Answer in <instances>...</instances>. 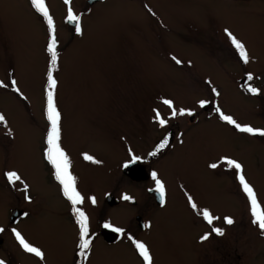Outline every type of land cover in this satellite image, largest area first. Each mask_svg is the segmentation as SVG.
Segmentation results:
<instances>
[{"label": "rangeland", "instance_id": "1", "mask_svg": "<svg viewBox=\"0 0 264 264\" xmlns=\"http://www.w3.org/2000/svg\"><path fill=\"white\" fill-rule=\"evenodd\" d=\"M45 5L57 41L52 75L57 82L54 102L61 117L60 139L74 160L76 188L90 207L88 229L94 241L83 264H144L127 235L136 238L133 214L137 207L129 204L131 200L112 207L102 191L118 197L130 192L135 201L139 198L141 213H151L143 189L154 182L136 183L119 169L122 156L118 153L122 147L131 149L136 138V109L146 113L150 105L163 106L154 97H168L172 102L168 110L187 112L205 99L242 126L261 123L264 0H103L93 4L70 0L68 5L64 0H45ZM69 7L80 17V34L66 23ZM225 30L244 44L248 63L215 59L223 55L215 53L214 47L230 42ZM49 38L47 22L31 0H0V83L7 85L0 87V114L7 122V127L0 125V224L8 222V208L20 201L17 189L4 186L5 180L9 184L5 173L14 171L31 189L33 182L35 190L26 189L31 199L42 198L18 226L45 252L48 262L63 264L70 238L61 227L63 217L54 222L50 207L62 208L64 203L48 183L38 157L40 141L46 137L42 114ZM249 74L255 78L258 94L248 95L239 86ZM12 80L18 92L13 91ZM209 117L183 127L181 137L152 162L168 194L167 204L156 210L140 232L152 264L186 263L199 234L193 225L196 211L202 210H208L217 223L231 214L237 217L220 238L221 264H246L250 259L251 264L264 263V259L256 260L259 253L254 247L250 251L256 226L252 222L250 230L246 214L250 204L238 180L240 174L245 177L264 210V149L260 141L250 144V136L234 125ZM148 121L147 138L154 128V122ZM150 142L141 139L140 150L146 151ZM85 154L93 160L84 159ZM226 159L238 162L241 171L230 167ZM213 164L217 167H210ZM223 165L233 170L234 180L221 171ZM109 215L124 227V236L113 245L103 242L99 233L100 220ZM213 244L204 246L200 260L214 261Z\"/></svg>", "mask_w": 264, "mask_h": 264}, {"label": "flooded vegetation", "instance_id": "2", "mask_svg": "<svg viewBox=\"0 0 264 264\" xmlns=\"http://www.w3.org/2000/svg\"><path fill=\"white\" fill-rule=\"evenodd\" d=\"M229 45H231L232 47H230ZM224 47L223 48H220L218 46L214 47L215 53L220 52L223 55V57H219V56L215 55V59H217L220 63L222 61L226 62L227 60H230V61L235 60L239 63L243 62L240 59L238 52L233 47L231 42H227V46H224ZM222 49H225L226 51L222 52ZM230 68L233 71L235 66H231ZM261 79L263 80L261 82L264 85V71H263V74H261ZM254 81H255L254 76H252L251 80H248L247 77H244L242 80H240L239 86L248 95L252 94L247 90L249 86L256 88L258 90V92H257V94H258L259 88L254 83ZM45 85L47 86V75H46ZM263 92H264V87L261 89V93H263ZM54 96H55V93H54ZM263 97L264 96H262V94H261V98H263ZM157 99H159L163 103L162 107L161 106L160 107H153L154 104L150 105V106H148V110L151 108V111L147 112L148 111L147 110L146 113H142L139 111L140 109H136V132H135L136 134L133 133L134 135H136V138L134 139L133 147L131 149H127V148L122 147V152L118 153V157L122 156V158L120 159V162H119V165H120L119 169L121 170V173L123 175H125L122 172L123 166L125 164L131 163V172L133 175H136V180H133L132 178H130L128 176V178L131 181H136V183H139V184L142 182H146V181L154 182V185L149 186V187L147 186L143 189V191L147 194V198H148L149 203L151 205V210H150L151 213H149V214L141 213L140 208H139V203H140L139 198L136 199V201H135L131 197L132 194L130 192L127 195L129 197H131V199H130L131 201L130 200H124L122 198L123 195L121 197H118V196H115L113 193L109 192V190H106V191H104V189L102 190L104 192L103 193V199L105 201H106V195L107 194H112L118 200V202L116 204L112 205V207L115 206V208H118L121 204H124L123 202L126 203L129 201H130L129 204H132L133 206L137 207L136 213L133 214V219L137 223L136 238H134V235L133 236H131V234H127V235L129 238L131 237L132 241L142 242L146 247H148L146 242L140 240V239H142L140 237V232L144 231L146 229L145 225H148L149 220L151 219V216L156 212V210L163 208L167 204V196H168L167 191L165 189L166 188L165 182L157 174V171L154 168V166L152 165V162H154L167 149H169V147L171 146V143L174 140L179 139L181 137L182 130L184 129L183 127L187 128V127L195 124L196 122H198L202 118H206V117L211 118L209 116L214 117L218 121L221 119L220 114L216 111V109L219 108L218 105L209 101V100H205V99L201 100V101H204L206 104V105H204V107L200 106V102H201L200 101L199 104L195 108L191 109L190 111L185 112L184 115H178L177 114L176 116H172V111L168 110L169 107L164 103L165 100H169L168 97H165V98L154 97L153 101H155V100L157 101ZM46 103H47V97L45 96V100H44L45 108L43 109L44 112L42 115H44L46 127L44 128V130H42V132H44L46 134V137H47V132L49 129V122L46 119ZM211 103L213 105H211ZM161 108H163V110H161ZM157 112H159L161 117L166 121V124L164 126H161L158 123V121L156 120V113ZM188 112H191L192 114L188 115L187 114ZM210 113H212V114H210ZM261 116H262L263 121L261 123H258V125H254L252 128L264 131V115H263V112H261ZM137 117H140L138 122H137ZM148 118H149L148 122H154L153 123L154 128L158 129L156 131L153 128L152 129L153 134H148L149 138L146 137L147 128L145 126ZM60 119H61V117H60ZM181 122H183V124H184L183 126H181V124H180ZM47 125H48V127H47ZM234 129H236V128L234 127ZM123 132L121 131V135ZM247 134H248V136H250V138H249V141L251 142L250 144L255 146L256 142H254V141H257V142L260 141L261 143L259 142L260 144H258V145L264 149V136H260L258 134L253 135L251 133H247ZM46 137H44L40 141L41 147L38 150V153H39L38 157L41 161V165H42V168L45 172V175L48 177V179H47L48 183L53 185V187L55 188L56 195L58 197H60L64 203V206L62 208L58 207L55 204H53V207H50L51 211H52V216L55 219V220L53 219L54 222H56L57 218L60 219L63 217L62 218L63 220H61V227H62V229L65 230L64 235L68 236L70 238L69 243L71 245V248H70L69 256L63 264H83V263L87 262L86 259H88V257L91 255L92 244H93L94 238H93L92 234H90V232H89V236L87 238L90 239V241H91L90 247H89V249L86 250L85 255H83V256L80 255L79 249H78L79 226L76 222V218H75V214H74L73 209H72V205H71L70 201H68L67 198L63 195L62 190H61V185L59 184V182L55 178V174H54L55 170H54L53 166L45 158V151L47 148ZM144 138H146L147 141L148 140L151 141L149 146H148V149L146 151L140 150L141 147L139 145L140 140L144 139ZM165 139H167V145L163 149H161L159 152H157L155 156L150 155L151 152L156 151L157 146ZM59 144H60V147L65 152V154L68 158L69 171H70L71 175L73 176V166H74L73 162H74V160L71 158L70 153H68L66 151V149H65L66 147L63 144L61 139L59 140ZM133 156L138 157V159L135 162H133V160H132ZM261 158L264 159V155ZM221 171L223 173H226V175L228 177L229 176L232 177V179L234 180V174L232 173V171H233L232 169H228L226 165H223V169ZM38 172H39V169H38ZM153 172H155L157 174V179H159L162 182V184L164 185V203L163 204H161V202H160L159 193L155 191L156 184L152 178ZM33 180H36V179L33 178ZM25 185L27 186V189H31L29 184L26 181L24 183L23 181L19 180V181H16L14 184H11V183L7 184V182L5 180L4 186H6L7 188H10V189H17L20 201H17L14 204V206H12L11 208L8 206L9 207L8 208V217H7L8 222H4V223L0 224V229H4V231L0 232V260L5 261V264H54L53 262L47 261V259L45 257V252L39 246H36L32 241L28 240L26 235L22 232V228L18 226L20 221H22L25 217H27V215L29 214V211H30V214L34 213V211H32V210H35V209L32 206L39 203L40 199H42L39 197H38V199H39L38 201L33 200L34 198L31 199L28 195L29 194L28 190H25ZM101 185L102 184H100L99 186H101ZM32 186H33V189H31V190L34 191L35 189H34L33 182H32ZM102 187H100V188L102 189ZM97 188H98V186H96V189ZM39 192H41V191H39ZM95 192L91 193V194H95ZM26 197H28V198L26 199ZM101 197L102 196L100 195V198ZM77 207H79L82 211L85 212L86 216L88 217V221H89L90 220V217H89L90 207L87 206L84 202L81 205H77ZM147 207H148V205L146 203L144 210ZM246 211H247L246 214L248 215V217L251 221L250 222V224H251L250 230H251L253 217L251 215L250 208ZM229 218H231L233 220L232 224H226L225 219H224L223 221H219L218 223L213 220V223L210 225L209 223H207V221L204 220L202 213L196 211V218L194 220L193 225L198 228L199 234L196 236L197 239H196L195 245L188 251V259L186 260L185 264H197V262L199 264H221V261L219 260L220 238L223 235L215 234L212 231V229L215 227V228H220L223 231L225 228H227V227L229 228L230 226H232L236 222L237 217L234 214H231L229 216ZM64 221H66V222H64ZM114 221L115 220L109 215V216H106L103 219H101L100 224H99V233H101V230H102L103 225L105 223H108V224L112 225L113 227L122 229V232H119V236L111 243H107L104 240V238L101 237L103 242H105L106 244H109V245L115 244L122 236H124V231H123L124 227H122L118 223H115L116 221L115 222ZM200 222L204 223V224L202 225ZM196 223L198 225H196ZM179 224L180 223L178 222L177 225H179ZM255 226H256L255 234H254L255 238L253 240L256 244L253 242V240H251V244H250V246L249 245L248 246L250 247V251L253 249V247L255 248V250L258 251L259 256L256 257V260L262 261V259H264V244H260V241L264 238V233L261 232V230L259 229V227L256 224H255ZM13 229L18 231L22 235V237L26 240V242H28L29 244H31L32 246H34L36 248H39L43 253V259L35 256L32 253H28V252L24 251L20 247L18 241L16 240V238L13 234ZM56 230H57V228H56ZM70 231H73V232L71 233ZM205 234H208V239L201 241V237L204 236ZM55 236L57 237V235H55ZM212 243H215L212 245V248H213V252H215L217 255H216L214 261H211L209 263H205L203 259L200 260L203 256L202 252H203L204 246L205 245L208 246ZM252 243L254 244V246L252 245ZM3 248H4V250H3ZM136 253L139 255L137 250H136ZM229 259L231 260V257H229ZM230 260H229V262H230ZM251 260L252 259H250V261H248L246 264H251V262H252Z\"/></svg>", "mask_w": 264, "mask_h": 264}, {"label": "snow or ice", "instance_id": "3", "mask_svg": "<svg viewBox=\"0 0 264 264\" xmlns=\"http://www.w3.org/2000/svg\"><path fill=\"white\" fill-rule=\"evenodd\" d=\"M64 3L68 5L70 3V0H64ZM32 6L36 9L37 12H39L44 19L47 22V26L49 29V41L47 44V51L50 54V63H49V71L47 74V89H46V97H47V105H46V119L49 122V129L47 132L46 137V144L47 148L45 151V158L47 161L53 166L54 168V174L56 180L61 185V190L63 195L67 198L68 201H70L72 205L73 212L75 214L76 222L79 226V254L85 255L86 250L89 249L91 241L87 237L89 236V229H88V217L86 216L85 212L82 211L77 205H81L84 202V197L81 195V193L76 188L75 178L71 175L69 171V161L65 154V152L62 150L59 144L60 140V113L58 112L55 102H54V89L56 88V80L53 78L52 70L55 67L57 63V52H56V37H55V28L53 24V19L51 15L49 14V10L45 5V0H31ZM67 21L69 23L75 24V30L78 34L81 33V26H80V17L76 15L72 8L69 7L67 11ZM231 44L236 49V51L239 54L240 59L244 63H248L249 56L248 53L245 50V46L243 43H241L232 33L225 30ZM175 59V58H174ZM176 63H180L179 60H176ZM248 80L252 79V76L249 74L247 77ZM16 81H11V86L13 91H19V89L16 87ZM7 85L0 83V87H6ZM252 94H257L258 90L256 88H253L251 86L247 89ZM215 91V89H213ZM164 103L169 107L172 108V102L169 100H165ZM205 102L201 101L200 106L204 107ZM216 111L220 114V118L224 121H226L228 124L234 125L235 128L240 132H246L251 133L253 135H260L264 136V131L254 129L249 126H242L239 123H237L232 117L224 115L220 112V109L217 108ZM184 115L185 111L181 109L179 113H177L175 110L172 111V116ZM188 115H191V112L187 113ZM156 120L161 126H164L166 124V121L161 117L160 113H156ZM0 125H4L7 127L6 118L0 114ZM11 134V133H9ZM167 145V139L163 140L156 148V151L151 152L150 155L155 156L157 152H159L161 149H163ZM84 159L86 160H93V158L89 155L84 156ZM138 159V157H132L133 162H135ZM97 162V161H93ZM230 167L235 168L237 172L239 173L241 171V165L231 159H226L225 161ZM127 167V165H125ZM210 167H217V165L213 164L210 165ZM5 176L9 183L14 184L16 181L20 180L19 175L12 171V172H6ZM152 178L155 181L156 188L155 191L159 193V198L161 204L164 203V185L162 182L157 179V174L155 172L152 173ZM238 180L240 185L242 186L243 192L246 194L249 204H250V212L253 217V224H256L262 233H264V210H262L261 205L258 203L256 194L253 190V188L249 185V183L245 180V177L240 174L238 175ZM27 189V186L25 185V190ZM28 197H26L27 199ZM124 200H130L131 197L128 195H124L122 197ZM88 199L91 200L93 204L96 203L94 197H89ZM189 203L193 208H196V205L192 203L191 198H189ZM202 216L207 223L210 225L213 223V220L215 217H213L208 210H202ZM226 224H232L233 220L231 218L226 217L225 218ZM106 229H111L113 232H122V229L113 227L112 225L105 223L103 225ZM145 227H148V225H145ZM4 231V229H0V232ZM212 231L217 235H223V231L220 228H213ZM13 234L18 241L20 247L28 252L32 253L37 257H40L43 259V253L39 248H36L26 242V240L22 237V235L13 229ZM131 239V237H130ZM208 234H205L201 237V241L207 240ZM136 250L138 251L139 255L143 258L144 264H152V258L149 254L148 248L139 241H133ZM0 264H5V261L0 260Z\"/></svg>", "mask_w": 264, "mask_h": 264}, {"label": "water", "instance_id": "4", "mask_svg": "<svg viewBox=\"0 0 264 264\" xmlns=\"http://www.w3.org/2000/svg\"><path fill=\"white\" fill-rule=\"evenodd\" d=\"M88 4H93L95 2H99L102 0H86ZM67 24H69L72 27H75L74 23H69L67 21ZM206 105V104H205ZM125 165H127V167H125ZM122 168V172L128 176H130L131 178H136L135 175L132 174L131 172V163L125 164ZM138 179V178H137ZM106 200L110 203V205H114L118 202V200L112 195V194H107L106 195ZM101 234L102 237L104 238V240L108 243L113 242L118 236H119V232H113L111 229H106V228H102L101 230Z\"/></svg>", "mask_w": 264, "mask_h": 264}]
</instances>
